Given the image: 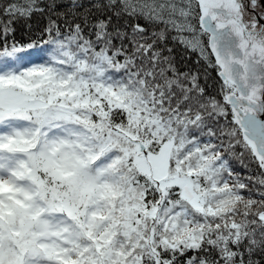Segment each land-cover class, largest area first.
I'll return each instance as SVG.
<instances>
[{"label":"snow or ice","instance_id":"6c2138e0","mask_svg":"<svg viewBox=\"0 0 264 264\" xmlns=\"http://www.w3.org/2000/svg\"><path fill=\"white\" fill-rule=\"evenodd\" d=\"M0 264H264V0H0Z\"/></svg>","mask_w":264,"mask_h":264},{"label":"trees","instance_id":"16d2710c","mask_svg":"<svg viewBox=\"0 0 264 264\" xmlns=\"http://www.w3.org/2000/svg\"><path fill=\"white\" fill-rule=\"evenodd\" d=\"M175 54H176V59H177L178 63H183L181 61L182 50L179 46H177L175 48ZM194 60H195V55L192 56L191 60L186 61V67H182L181 70L182 71L187 70V68H191V69L195 70L196 65L193 63ZM212 75L215 76V73L213 72Z\"/></svg>","mask_w":264,"mask_h":264}]
</instances>
